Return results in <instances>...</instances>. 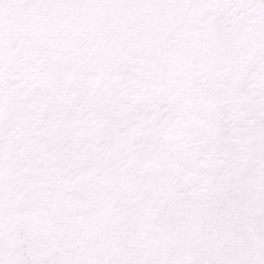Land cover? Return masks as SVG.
Masks as SVG:
<instances>
[{
    "label": "snow or ice",
    "instance_id": "obj_1",
    "mask_svg": "<svg viewBox=\"0 0 264 264\" xmlns=\"http://www.w3.org/2000/svg\"><path fill=\"white\" fill-rule=\"evenodd\" d=\"M0 264H264V0H0Z\"/></svg>",
    "mask_w": 264,
    "mask_h": 264
}]
</instances>
